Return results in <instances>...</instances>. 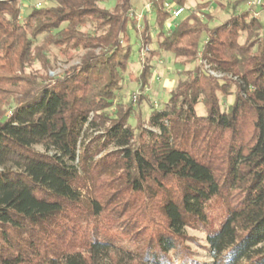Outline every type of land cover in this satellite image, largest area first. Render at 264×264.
<instances>
[{"label":"trees","instance_id":"16d2710c","mask_svg":"<svg viewBox=\"0 0 264 264\" xmlns=\"http://www.w3.org/2000/svg\"><path fill=\"white\" fill-rule=\"evenodd\" d=\"M23 1L0 0V264H200L188 228L205 229L211 264H264V21L238 12L249 0L216 27L211 2L147 0L156 39L134 0ZM167 3L189 11L171 31ZM131 31L195 64L148 118L150 58L130 74L136 101L122 95ZM55 50L84 53L52 76Z\"/></svg>","mask_w":264,"mask_h":264},{"label":"rangeland","instance_id":"374dc122","mask_svg":"<svg viewBox=\"0 0 264 264\" xmlns=\"http://www.w3.org/2000/svg\"><path fill=\"white\" fill-rule=\"evenodd\" d=\"M206 2H212V12L214 19L211 22V27H216L220 24H222L224 21H226L230 15H232V8L230 7L231 2H235L236 0H204ZM38 4V6H44L46 5L43 0H24L22 6L24 7L25 13L28 12L27 5L28 4ZM147 3V0H134L135 9L134 11L137 13H141L144 9V5ZM248 10L246 3H241V5L238 8V12ZM189 14V11L187 10L183 16ZM148 21L150 23L151 32L153 34V38L156 39L159 32L156 28V14L153 11L151 16H147ZM136 21V20H135ZM143 21V20H142ZM142 26L141 29H138V31H143V22L139 23ZM178 23V20L173 22L174 28L176 27ZM131 44L133 46L132 54L130 57V65L128 67V72L125 76V84H124V90L122 92V95L125 99V101H129V99L135 100V96L140 93L138 90V85L136 82L131 80L130 74L134 75V77L139 74L140 70L143 69V60H140V45H139V39L137 38V32L131 31ZM205 38V36L203 37ZM245 39H241V43H243ZM149 51L147 53V57L151 59V63L155 66L154 75L152 78L151 87L145 92L146 99L144 100L141 109L144 113L145 118H148L152 112V109L150 107V104L153 102L154 105L159 109L162 110L165 107V104L168 102L169 98V92L172 90L177 82L184 77L185 71H193L195 64H187L186 66L180 65V61L175 60L173 55L171 54H163L159 55L158 53H155L157 49L156 42L152 43L148 46ZM56 56L58 57V61L56 62V70L51 71V75H57L62 74L64 70L68 69L71 65L78 64L80 62V57L83 55V51H72L69 53V56L65 57L64 54H62L61 50H55L54 51ZM199 62V61H198ZM31 70H40L41 71V65L39 63L35 64ZM42 72V71H41ZM183 74V75H182ZM132 75V76H133ZM156 76L159 78V80L156 79ZM167 79L171 80V84L169 87H165V81ZM235 96H230L227 101H222L221 108L222 111H225L227 107L234 102ZM196 112L198 116H205L206 115V108L202 102H200L196 107ZM130 124L132 126H136V119L132 117L130 119ZM148 125H145V127ZM37 150L43 151V147L39 146L37 147ZM212 220V219H211ZM187 232L189 234V237L191 240L187 243L191 247L192 256L193 258L198 261L200 264H211L212 260L209 255L208 251V242H207V236L205 229L196 230L193 228H188Z\"/></svg>","mask_w":264,"mask_h":264},{"label":"built area","instance_id":"2783aa9c","mask_svg":"<svg viewBox=\"0 0 264 264\" xmlns=\"http://www.w3.org/2000/svg\"><path fill=\"white\" fill-rule=\"evenodd\" d=\"M246 6L248 8V10H251L253 14V16L256 19H262L264 21V0H249L246 2ZM185 8L184 7H173L170 4H166V11L167 13H170V15L172 16V20L170 21L169 27H168V31H171L174 26H173V22L176 21L179 17H181V15L185 12ZM154 8L150 3H146L144 5V9L141 13H137L135 11H133V17L136 21H138L139 23L142 22V20L144 19V17L147 16H151V14L153 13ZM138 29H141L142 26L140 24H138L137 26ZM149 51V48L146 47L141 51V55H140V60H143V65L146 62V58L147 57V53ZM199 63L204 67V69L206 71H208L211 75L218 77V78H222L224 77V74L222 73H218L215 72L213 70L210 69V66L206 63V61L202 60V58H199ZM156 79L159 80V78L156 76ZM137 99V95L135 96V100Z\"/></svg>","mask_w":264,"mask_h":264},{"label":"crops","instance_id":"0c3cea01","mask_svg":"<svg viewBox=\"0 0 264 264\" xmlns=\"http://www.w3.org/2000/svg\"><path fill=\"white\" fill-rule=\"evenodd\" d=\"M212 5H213V3L211 2V7H212ZM230 7H231V5H230ZM171 84V80L170 79H167L166 81H165V87H169V85Z\"/></svg>","mask_w":264,"mask_h":264}]
</instances>
